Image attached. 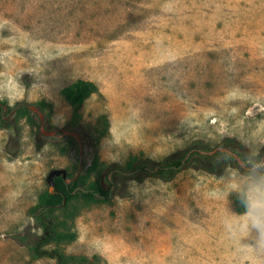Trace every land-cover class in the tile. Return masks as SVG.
I'll return each instance as SVG.
<instances>
[{"label":"rangeland","instance_id":"obj_1","mask_svg":"<svg viewBox=\"0 0 264 264\" xmlns=\"http://www.w3.org/2000/svg\"><path fill=\"white\" fill-rule=\"evenodd\" d=\"M77 79L98 87L79 110L83 166L94 157L90 133L100 135V163L159 160L224 138L256 154L264 0H0V264H57L33 257L17 235L42 232L31 208L50 170L74 172L79 145L40 133L37 115L8 114L35 104L51 128L66 127L72 110L62 89ZM250 179L227 166L219 175L190 167L168 182L128 181L124 197L73 201V219L54 212L76 238L46 248L63 252L64 264H264L258 234H237ZM100 180L107 187L105 172Z\"/></svg>","mask_w":264,"mask_h":264},{"label":"trees","instance_id":"obj_2","mask_svg":"<svg viewBox=\"0 0 264 264\" xmlns=\"http://www.w3.org/2000/svg\"><path fill=\"white\" fill-rule=\"evenodd\" d=\"M97 91V85L93 81L85 79H77L62 89V94L72 110L66 128L77 131V128L80 127V107L92 93ZM0 110H2L1 107ZM18 113L30 118L37 115L25 106L21 107L16 114ZM66 138L75 142L72 136L66 135ZM88 139L94 148V157L90 164H84L78 176L76 174L79 164H76L74 172H67L69 178H75L72 181L66 182L61 176L55 177V193L45 190L40 195L38 203L31 208L33 215L40 222L42 232L27 231L22 235H17V239L29 246L33 257L50 256L57 259V264L65 263L66 255L63 252L57 248L47 249L46 246L51 243L71 242L76 238L72 226L62 225L54 213L60 211L73 219L78 214L74 212L73 205V201L76 199L86 202H106L115 195L124 197L127 195L128 181L142 182L147 178H157L168 182L179 172L190 167L219 175L227 166L238 167L247 174L252 173L251 169L247 168L251 164L255 167L259 166V168L264 166V145L258 153L253 154L235 138H224L218 146L227 147L237 153L248 170L239 167L236 160L224 151L217 150L211 154L199 152V150L210 152L215 148L208 147L202 141H194L187 148L163 156L159 160L131 155L123 164L100 163L98 154L95 153L100 142V135L90 133ZM102 172H105L107 187L101 183L100 174ZM93 173L97 174V178L91 180ZM234 200L237 202L236 199ZM237 211L244 212L245 209L237 207ZM82 258L85 261L88 260L87 257Z\"/></svg>","mask_w":264,"mask_h":264},{"label":"clouds","instance_id":"obj_3","mask_svg":"<svg viewBox=\"0 0 264 264\" xmlns=\"http://www.w3.org/2000/svg\"><path fill=\"white\" fill-rule=\"evenodd\" d=\"M246 189L242 192V203L245 209L239 220V234H247L252 230L258 234L259 254L264 255V173L253 171ZM246 253L256 260L257 251L253 248L245 249Z\"/></svg>","mask_w":264,"mask_h":264},{"label":"water","instance_id":"obj_4","mask_svg":"<svg viewBox=\"0 0 264 264\" xmlns=\"http://www.w3.org/2000/svg\"><path fill=\"white\" fill-rule=\"evenodd\" d=\"M25 107H27L28 109H30L31 111H33L34 113H36L40 119V126H39V132L42 133L44 132L46 135H53V134H56V133H63V134H66V135H69V136H72L78 143L79 145V166H78V171H77V174L76 176L79 175V173L81 172L82 170V167H83V141H82V138L81 136L79 135V133L75 130H72V129H68L66 127L64 128H55V129H51V130H47L43 127V111H41L35 104H27L25 103L24 104ZM4 108L6 109L7 106H4ZM224 151L226 153H228L229 155H231L237 162L238 166L241 167V168H244V169H247L242 161V159L238 156L237 153L233 152L231 149L227 148V147H222V146H218V147H215L212 151L210 152H204V151H201L199 150V152L201 153H206V154H211L215 151ZM58 176H61L66 182H69V181H72L74 180L75 178H69L67 176V171L63 168H55V169H52L48 172L47 176H46V182L48 184V191L50 193H55L54 191V178L55 177H58Z\"/></svg>","mask_w":264,"mask_h":264},{"label":"flooded vegetation","instance_id":"obj_5","mask_svg":"<svg viewBox=\"0 0 264 264\" xmlns=\"http://www.w3.org/2000/svg\"><path fill=\"white\" fill-rule=\"evenodd\" d=\"M4 104H2L1 102H0V107H3V111H5L6 109L4 108ZM21 106H24V103H20V104H18V105H16V107L12 110V111H10V113L8 114V116H10V115H15V113L17 112V110L21 107ZM37 106V105H36ZM38 107V106H37ZM39 109H40V107H38ZM41 110V109H40ZM42 111V110H41ZM37 117H38V115H37ZM39 126H40V119H39V117H38V128H39ZM43 127L45 128V129H47V130H51V129H53V128H51L50 126H49V124H48V121H47V118H46V115H45V113H44V115H43ZM49 136H51V135H49Z\"/></svg>","mask_w":264,"mask_h":264}]
</instances>
